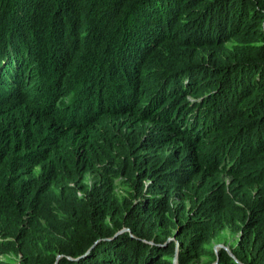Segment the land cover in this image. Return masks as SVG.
<instances>
[{"label":"trees","instance_id":"trees-1","mask_svg":"<svg viewBox=\"0 0 264 264\" xmlns=\"http://www.w3.org/2000/svg\"><path fill=\"white\" fill-rule=\"evenodd\" d=\"M0 264H264V0H0Z\"/></svg>","mask_w":264,"mask_h":264},{"label":"water","instance_id":"water-1","mask_svg":"<svg viewBox=\"0 0 264 264\" xmlns=\"http://www.w3.org/2000/svg\"><path fill=\"white\" fill-rule=\"evenodd\" d=\"M218 248H224V249L228 250V248H227L226 246H224V245H222V244H216V245L214 246V250H215V252H217V249H218ZM88 251H89V250H87V252H88ZM228 252L230 253L229 250H228ZM176 256H177V249H176V254H175V256H174V263H176V260H177Z\"/></svg>","mask_w":264,"mask_h":264},{"label":"rangeland","instance_id":"rangeland-1","mask_svg":"<svg viewBox=\"0 0 264 264\" xmlns=\"http://www.w3.org/2000/svg\"><path fill=\"white\" fill-rule=\"evenodd\" d=\"M235 239H236V235H231V234L228 235L229 243H233L235 241ZM216 244H222V245H224V246H226L228 248V246L225 245L223 242H217V243H215V245ZM217 251H218V249H217Z\"/></svg>","mask_w":264,"mask_h":264}]
</instances>
